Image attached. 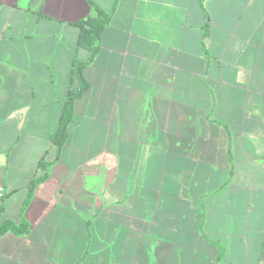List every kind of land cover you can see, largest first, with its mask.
Listing matches in <instances>:
<instances>
[{"label":"crops","instance_id":"1","mask_svg":"<svg viewBox=\"0 0 264 264\" xmlns=\"http://www.w3.org/2000/svg\"><path fill=\"white\" fill-rule=\"evenodd\" d=\"M90 2L77 79L89 0H0V264H264V0Z\"/></svg>","mask_w":264,"mask_h":264},{"label":"trees","instance_id":"2","mask_svg":"<svg viewBox=\"0 0 264 264\" xmlns=\"http://www.w3.org/2000/svg\"><path fill=\"white\" fill-rule=\"evenodd\" d=\"M117 0H115L116 6ZM89 6L92 10V14L87 17L78 20L74 25L78 28L77 45L79 49L87 50L89 52V59L86 63H75L73 73L77 79H81L82 69L92 61L96 51H97V41L100 34L107 28L111 20V14H105L97 6L92 4L89 0ZM84 89H80L74 92H69L67 98L63 102L61 109V115L59 118V123L57 129L50 135L49 141L54 146L57 152L60 151L63 144L68 139V126L71 122L72 106L75 99L82 95ZM43 169L45 171V164H43ZM46 178V173L40 177L35 178L28 187V195L24 200L21 209L19 211L20 217H22L25 209L27 208L31 195L34 188L38 183ZM2 211V204L0 202V213ZM28 233V225L24 220H21L18 224L12 221H1L0 220V237L6 234H13L18 237L25 236Z\"/></svg>","mask_w":264,"mask_h":264},{"label":"rangeland","instance_id":"3","mask_svg":"<svg viewBox=\"0 0 264 264\" xmlns=\"http://www.w3.org/2000/svg\"><path fill=\"white\" fill-rule=\"evenodd\" d=\"M45 139H46V136H45Z\"/></svg>","mask_w":264,"mask_h":264}]
</instances>
